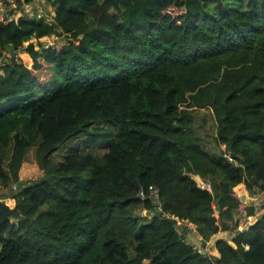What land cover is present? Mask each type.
<instances>
[{"label":"trees","instance_id":"1","mask_svg":"<svg viewBox=\"0 0 264 264\" xmlns=\"http://www.w3.org/2000/svg\"><path fill=\"white\" fill-rule=\"evenodd\" d=\"M16 1L30 9L0 7V264H264V202L234 189L264 192V0Z\"/></svg>","mask_w":264,"mask_h":264},{"label":"rangeland","instance_id":"2","mask_svg":"<svg viewBox=\"0 0 264 264\" xmlns=\"http://www.w3.org/2000/svg\"><path fill=\"white\" fill-rule=\"evenodd\" d=\"M35 3L39 4L40 7L42 9H45L48 14L53 15L55 14V11L53 9L52 4L50 3L49 0H35ZM211 8H214V5L211 4ZM37 39V40H36ZM31 41H34V44L36 45L37 48H39L40 46L44 45L47 46L49 44L54 43V45H56V43H60L61 41H65V36L63 34L57 33V35L55 34L54 36H43L41 38H32ZM197 118H199L201 121L203 120V117L205 115V122L208 128V132H209V148L214 150V138L213 135L215 133V127L213 126V122H214V117L211 113V110L207 107H204L202 109H198L197 112ZM71 141V140H70ZM70 141L68 140L66 143H64L53 155V159L54 160H60L63 158L64 154L68 152V145L70 143ZM75 141H80V144L83 147L86 148H90L93 150V152L101 154L105 151H107L108 149V143L109 141H99L97 145H95L94 147H92L91 145H87L85 146L87 143L85 141V136L84 137H79L77 138ZM35 161V148H32L29 150L28 155H27V161L25 163V165L23 166L22 169V177L23 178H30V177H34L36 174H38L39 169L38 166L36 165ZM198 180L203 181V179L198 178ZM202 183V182H201ZM204 183V182H203ZM206 184V183H205ZM208 185V184H206ZM1 189V188H0ZM234 189L236 190V192L240 195H246V198L244 199V201L246 203H255L257 207L262 206V203L264 202V192H260L259 194H254L251 195L249 193V191L245 188V185L243 183H239L237 184ZM6 204L10 205V206H14L15 201L13 198H6ZM215 213H217V210L215 211ZM190 227V226H189ZM192 228V227H191ZM221 233H224L226 236L228 235L227 232L221 231ZM189 236L191 237L192 241L196 244V245H201L202 241L198 238H196L193 234L189 233ZM229 236V235H228ZM208 246V245H207ZM209 250H211V246H208ZM208 250V252H209Z\"/></svg>","mask_w":264,"mask_h":264},{"label":"built area","instance_id":"3","mask_svg":"<svg viewBox=\"0 0 264 264\" xmlns=\"http://www.w3.org/2000/svg\"><path fill=\"white\" fill-rule=\"evenodd\" d=\"M7 3L8 4H11L12 6H15V7H17L19 10L21 9V8H25L24 10L25 11H28L29 9H30V3L29 2H25V1H20V2H17L16 0H0V7H5L6 5H7ZM54 15V14H53ZM52 15V16H53ZM45 36H54V34H51V35H45ZM43 37V36H42ZM41 38V37H40ZM37 40V39H36ZM31 41V39L29 40V41H27V42H30ZM31 42H33L34 43V41H31ZM49 45H54V43H52V44H49ZM49 45H47V46H49ZM36 46V45H35ZM38 47V46H37ZM7 54L8 52H5L4 51V54ZM231 158V157H230ZM204 185H205V183H204ZM208 187H209V185H208ZM150 191H149V193L146 195V192L143 190V189H141L140 190V194H141V196L142 197H145V196H148V197H152V196H156V197H158V191H157V189L156 188H154L153 186H150Z\"/></svg>","mask_w":264,"mask_h":264},{"label":"crops","instance_id":"4","mask_svg":"<svg viewBox=\"0 0 264 264\" xmlns=\"http://www.w3.org/2000/svg\"><path fill=\"white\" fill-rule=\"evenodd\" d=\"M245 198H246V195H245ZM257 219V216L256 215H250V216H248V217H245L242 221H241V228H243V227H246L247 225H249V224H251V223H253V222H255V220ZM189 226H191L192 227V230H194V227H195V225L194 224H192V223H189ZM225 234L224 233H221V231L220 232H218L217 234H215L213 237H212V239H210L208 242H207V245L208 246H211V250H209V247L208 246H206L205 247V249H207V250H209V252L211 253V254H213V255H215V256H219V252H218V250H217V248L215 247V239L217 238V237H221V236H224ZM197 238H198V240L199 239H201L199 236H197ZM193 242V241H192ZM194 243V242H193ZM199 245V244H198Z\"/></svg>","mask_w":264,"mask_h":264},{"label":"water","instance_id":"5","mask_svg":"<svg viewBox=\"0 0 264 264\" xmlns=\"http://www.w3.org/2000/svg\"><path fill=\"white\" fill-rule=\"evenodd\" d=\"M219 152H221V149H219ZM230 154L233 156V157H235V158H237V159H240L241 161H244V159L240 156V155H238V154H236V153H234V152H230ZM152 200H154V204L155 205H159L160 204V201H159V199H158V197H152L151 198ZM241 199L242 200H244L245 199V195L243 194V195H241ZM2 200V202H6V198H3V199H1Z\"/></svg>","mask_w":264,"mask_h":264}]
</instances>
